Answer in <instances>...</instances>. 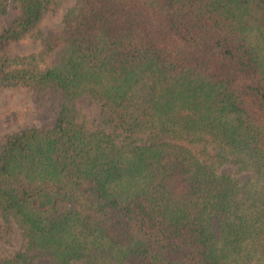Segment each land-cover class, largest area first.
<instances>
[{
	"label": "trees",
	"instance_id": "obj_1",
	"mask_svg": "<svg viewBox=\"0 0 264 264\" xmlns=\"http://www.w3.org/2000/svg\"><path fill=\"white\" fill-rule=\"evenodd\" d=\"M62 1L0 0L19 10L0 87L61 95L52 128L0 146V243L16 227L49 264H264V0H73L43 33Z\"/></svg>",
	"mask_w": 264,
	"mask_h": 264
},
{
	"label": "rangeland",
	"instance_id": "obj_2",
	"mask_svg": "<svg viewBox=\"0 0 264 264\" xmlns=\"http://www.w3.org/2000/svg\"><path fill=\"white\" fill-rule=\"evenodd\" d=\"M73 0H63L58 5L51 6L44 16L40 29L47 33L51 29L59 28L63 15ZM19 16V10L10 5L6 15L0 18V28L8 27ZM30 46L20 45L15 50L23 51ZM61 104V95L57 92H34L25 88L0 87V146L5 142L6 136L21 132L29 128L50 129L55 124L57 112ZM73 106L83 115L86 127L90 131L100 128V105L89 99H81ZM224 168L221 172H230ZM245 177H239L243 181ZM2 218L0 217V222ZM22 251L34 264H49L48 259L40 252L30 249L19 229L14 227L11 240L8 244L0 243V254L12 256Z\"/></svg>",
	"mask_w": 264,
	"mask_h": 264
}]
</instances>
